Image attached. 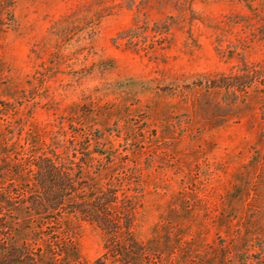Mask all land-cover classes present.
<instances>
[{
  "label": "rangeland",
  "instance_id": "374dc122",
  "mask_svg": "<svg viewBox=\"0 0 264 264\" xmlns=\"http://www.w3.org/2000/svg\"><path fill=\"white\" fill-rule=\"evenodd\" d=\"M244 71L264 0H0V239L44 244L5 201L56 154L139 196L141 264H264V79L222 81ZM65 224L72 264L103 256L101 228Z\"/></svg>",
  "mask_w": 264,
  "mask_h": 264
},
{
  "label": "trees",
  "instance_id": "16d2710c",
  "mask_svg": "<svg viewBox=\"0 0 264 264\" xmlns=\"http://www.w3.org/2000/svg\"><path fill=\"white\" fill-rule=\"evenodd\" d=\"M264 79V73L244 71L222 81L235 95H246ZM82 160V159H81ZM80 160V161H81ZM61 155L41 157L32 167L33 188L21 197L6 198L8 212L22 211L27 228H35L43 245L10 247L0 239V264H72L76 248L66 229V220H79L101 228L107 236L104 254L94 264H141L146 255L135 234L139 196L128 195L115 186L98 189L81 162ZM18 204L16 209L12 206ZM15 219V217H11ZM17 220V219H15Z\"/></svg>",
  "mask_w": 264,
  "mask_h": 264
}]
</instances>
